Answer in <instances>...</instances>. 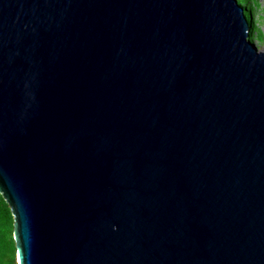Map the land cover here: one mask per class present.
<instances>
[{"label": "water", "instance_id": "1", "mask_svg": "<svg viewBox=\"0 0 264 264\" xmlns=\"http://www.w3.org/2000/svg\"><path fill=\"white\" fill-rule=\"evenodd\" d=\"M248 31L236 0H0L16 264H264Z\"/></svg>", "mask_w": 264, "mask_h": 264}, {"label": "trees", "instance_id": "2", "mask_svg": "<svg viewBox=\"0 0 264 264\" xmlns=\"http://www.w3.org/2000/svg\"><path fill=\"white\" fill-rule=\"evenodd\" d=\"M237 5L242 9L243 15L248 24V40L251 41L253 33L262 42V36L254 26L252 15L258 0H236ZM263 5V4H262ZM264 8V7H263ZM0 264H16L15 250L12 241V218L7 205L0 197Z\"/></svg>", "mask_w": 264, "mask_h": 264}, {"label": "rangeland", "instance_id": "3", "mask_svg": "<svg viewBox=\"0 0 264 264\" xmlns=\"http://www.w3.org/2000/svg\"><path fill=\"white\" fill-rule=\"evenodd\" d=\"M263 0H258V7H256L253 11L252 19L254 26L256 27V32L258 31L262 36V42L258 40L253 33L251 43L258 51H262L264 49V8H263Z\"/></svg>", "mask_w": 264, "mask_h": 264}]
</instances>
